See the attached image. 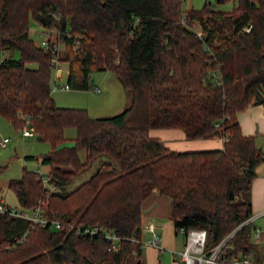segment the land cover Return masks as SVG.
I'll return each instance as SVG.
<instances>
[{
	"label": "trees",
	"instance_id": "1",
	"mask_svg": "<svg viewBox=\"0 0 264 264\" xmlns=\"http://www.w3.org/2000/svg\"><path fill=\"white\" fill-rule=\"evenodd\" d=\"M235 1L231 11H184L183 0H0V116L15 129L28 121L51 148L25 158L48 167L47 185L26 168L8 182L20 210L40 206L46 225L0 213V264H143L142 203L153 191L169 197L176 229H205L208 247L234 231L221 256L249 255L250 226H238L251 216L250 184L264 153L237 114L264 108V0ZM30 19L55 32L46 48L31 38ZM54 45L70 89L87 90L92 72L111 71L129 106L92 118L56 105ZM68 129L71 147L63 146ZM152 129L218 137L223 147L172 151ZM103 155L109 160L88 180L66 190ZM95 226L98 235L82 232ZM104 231L118 237L117 250Z\"/></svg>",
	"mask_w": 264,
	"mask_h": 264
},
{
	"label": "rangeland",
	"instance_id": "2",
	"mask_svg": "<svg viewBox=\"0 0 264 264\" xmlns=\"http://www.w3.org/2000/svg\"><path fill=\"white\" fill-rule=\"evenodd\" d=\"M206 2H210L214 9L223 11H231L237 5V1L235 0H225L223 2H219L218 0H184L182 8L184 11L191 9L190 7L201 9ZM194 27L198 29L196 24H194ZM38 33L43 34V38H54V33L45 32L30 19V36L37 45L40 44L42 39ZM75 48L77 47L75 46ZM5 55L8 56L9 53L6 52ZM60 68L62 69V75L59 78L52 77L51 87L54 83H56L58 87L67 84L68 67L66 64L61 63ZM89 83L90 88L87 90L70 89L64 91L56 89L51 91V96L59 107L83 108L87 110L89 116L92 118L113 116L129 106L130 92L123 87L119 78L113 72L94 71L90 75ZM96 86L99 87L98 92L92 90V88ZM74 137L75 131L73 129L66 130L65 138L67 140L64 142L63 146H74ZM4 138H8L10 142L6 148L0 147V186H5L10 178H20L23 168L34 172L39 170L41 175H48L47 166L41 165L37 161L24 162L20 158L24 154L40 158L51 149L47 142L41 140L37 136L23 140L19 129H15L11 124L7 126L4 125L0 129V141ZM79 158L82 162L86 161L85 151L79 152ZM108 160V157L105 155L97 157L65 186L66 190H73L81 183L88 180L98 170L100 165ZM5 201L7 204L11 205V207L18 206L14 193L13 195L9 192L6 193ZM165 252L167 253V251ZM251 259H255L254 255H251ZM176 260L179 261L178 259ZM262 263L264 264V260Z\"/></svg>",
	"mask_w": 264,
	"mask_h": 264
},
{
	"label": "crops",
	"instance_id": "3",
	"mask_svg": "<svg viewBox=\"0 0 264 264\" xmlns=\"http://www.w3.org/2000/svg\"><path fill=\"white\" fill-rule=\"evenodd\" d=\"M184 1V0H183ZM210 4L206 2L204 5ZM203 5V6H204ZM194 9L193 7H190ZM196 9V8H195ZM198 9V8H197ZM218 10V9H215ZM220 10V9H219ZM223 11V10H221ZM58 73V71H57ZM62 75V70H61ZM237 121L240 125L241 131L245 136H252L255 139L256 145L264 153V108L261 105H251L244 111L237 114ZM6 123V124H5ZM10 123L0 116V129L4 125ZM151 137L159 139L168 149L178 152L187 151H213L221 150L223 147V139L218 137L211 138H197L187 139L185 133L181 129H152L149 131ZM36 136V135H35ZM32 136L30 138H33ZM23 138L22 139H30ZM10 140L5 146L6 148ZM16 154V153H15ZM26 156H33L24 154L20 158L24 162H32L26 160ZM38 159V163H39ZM13 179V178H12ZM7 184L0 186V203L5 204L10 208L17 210L22 209L19 205L11 207L5 201L6 193L13 191ZM15 194V193H14ZM16 196V195H15ZM244 199V195L241 196ZM249 199L251 205L250 235H249V249L250 253L247 258L252 264H263L264 260V162L257 165L255 168V176L251 181L249 190ZM27 211V210H22ZM263 213V214H262ZM148 225H153L156 232L159 233L160 241L159 247L145 245L142 248L143 264H178V261L173 256V252H180L183 249L185 238L177 232L175 224L170 217V199L165 195H161L153 191L142 203V220H141V239L145 241L151 238V232L147 230ZM258 230V237H252V231ZM167 251V253L165 252ZM166 255V256H165ZM254 255L255 259H251Z\"/></svg>",
	"mask_w": 264,
	"mask_h": 264
},
{
	"label": "built area",
	"instance_id": "4",
	"mask_svg": "<svg viewBox=\"0 0 264 264\" xmlns=\"http://www.w3.org/2000/svg\"><path fill=\"white\" fill-rule=\"evenodd\" d=\"M41 29L47 33H51V32L55 33L54 31H51V30H47L43 28ZM39 35L42 37L41 42H40L41 46L46 48L48 46V40L50 39V37L43 38V34L41 33ZM58 55H59V46L54 45L52 49V57H51L50 62L54 66V77L56 78L61 77V70H62L60 68L61 63L59 62ZM58 70L60 71L59 74H57ZM212 77L214 78L215 75H213ZM56 89L67 91V90H70V87L68 84L61 85L58 87V85L54 83L53 86L51 87V91L52 90L54 91ZM92 90L94 92H98L99 87L98 86L93 87ZM215 127L218 128L219 124L216 123ZM19 132L23 138H30L36 135L35 128L31 124H29L28 121L22 128L19 129ZM8 141H9L8 138H4L0 141V145L5 146ZM36 172L40 175L43 183L47 185L48 176H45L44 174L41 175V173H39V170H37ZM48 186L51 188V190L55 189L50 184ZM0 213H8L9 215H12V216L22 217V218L31 220L33 223H38L42 226L46 225V222H47L46 219H44L41 216L40 206H36L30 211H22V210H17L15 208H10L6 206L5 204L0 203ZM252 219L253 218L250 216L249 218L244 220V222H242L238 226V228L245 226V225H249ZM54 225L56 228L59 227V223L57 222ZM147 230L151 232V238L146 239L145 241H141V243L143 244V246L150 245V246H154L158 248L159 241H160L159 233L156 232L153 225H148ZM82 232L88 235L94 236V235H98L99 233H101V230L99 227L95 226L92 228L83 229ZM177 232L184 236L185 241H184V246H183L182 251L173 252V256L176 259H178L180 262H182L183 264H252L251 261L247 257L234 259L232 257L221 256L222 250L225 248L228 240L234 234V231L228 234L218 244L212 247L207 246V232L205 229H202V228L186 229V228L180 227L177 229ZM102 233L105 236L106 240L108 242H111L112 250H117L118 237L113 232L104 231ZM251 235L253 238H257L258 230L254 229Z\"/></svg>",
	"mask_w": 264,
	"mask_h": 264
},
{
	"label": "water",
	"instance_id": "5",
	"mask_svg": "<svg viewBox=\"0 0 264 264\" xmlns=\"http://www.w3.org/2000/svg\"><path fill=\"white\" fill-rule=\"evenodd\" d=\"M60 73V71L58 70V73L57 74H59Z\"/></svg>",
	"mask_w": 264,
	"mask_h": 264
}]
</instances>
